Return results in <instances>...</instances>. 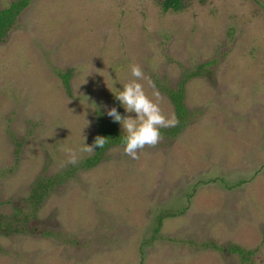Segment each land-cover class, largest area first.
Segmentation results:
<instances>
[{"label":"rangeland","instance_id":"obj_1","mask_svg":"<svg viewBox=\"0 0 264 264\" xmlns=\"http://www.w3.org/2000/svg\"><path fill=\"white\" fill-rule=\"evenodd\" d=\"M159 1L32 0L0 42V264H244L229 245L264 264V0ZM133 64L175 117L159 84L205 65L188 124L84 167L99 116L136 117L116 98ZM39 178L56 184L36 209Z\"/></svg>","mask_w":264,"mask_h":264},{"label":"trees","instance_id":"obj_2","mask_svg":"<svg viewBox=\"0 0 264 264\" xmlns=\"http://www.w3.org/2000/svg\"><path fill=\"white\" fill-rule=\"evenodd\" d=\"M31 1L32 0H15L11 3L9 7L0 9V42H3L5 40L10 30L15 26L17 22V18L22 13L24 8L30 5ZM160 4L163 11H168L170 8L179 10L182 5L181 0H163L160 2ZM203 67H205V65H200L198 67L199 68L198 71L190 72L189 74H187L179 82L177 88H173L168 85L164 86L159 84L161 91H165V93L172 101L175 107V114L178 120V123L175 126L162 128L161 129L162 135L175 137L180 132H182L183 129L187 126L188 120L190 118V111L185 102L186 84L193 76L200 74L201 68ZM60 75L63 78V82L67 90L70 91L71 90L70 72L60 73ZM97 128H98V132L96 137L97 136L106 137L108 138V142L102 149H100L99 147L95 148L93 154L84 159L83 161L84 167L89 168L98 165L104 158V153L112 146L125 145V141H124L125 134L118 128L117 122H115L113 119L104 122L103 118L99 116L97 119ZM59 181H61V179H59ZM36 183L38 186L37 188L36 187L34 188L32 200L29 199V201L34 203L33 205L37 209V207L44 201L46 195L49 194L51 188H53V186L56 184V180L54 178H50L48 180L45 179L40 180L39 178ZM159 224L160 226L162 225V220H160ZM218 248L224 250L225 246L222 245L219 246ZM227 248L233 251L234 253H238L242 257L244 264H250L247 261L248 257L246 256V254H252L253 251L250 250L247 251L245 248L239 245H229Z\"/></svg>","mask_w":264,"mask_h":264},{"label":"clouds","instance_id":"obj_3","mask_svg":"<svg viewBox=\"0 0 264 264\" xmlns=\"http://www.w3.org/2000/svg\"><path fill=\"white\" fill-rule=\"evenodd\" d=\"M131 75L135 78L133 81L123 85V90L116 95L128 113H135L136 117L131 115L121 116L116 108L108 111V116L115 122L121 123L125 137L124 152L132 159H139L138 153L146 147H155L162 139V128L175 126L178 121L174 115H166L160 106V93H153L150 97L144 88V85L138 81L145 79L143 69L138 64L131 65ZM151 84V81H149ZM108 138L97 136L93 145H85L80 149L81 152L91 153L95 148H104ZM69 163H77L76 152L68 149Z\"/></svg>","mask_w":264,"mask_h":264}]
</instances>
